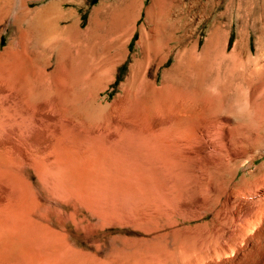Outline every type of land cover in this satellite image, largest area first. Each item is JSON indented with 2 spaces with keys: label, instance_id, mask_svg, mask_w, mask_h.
I'll return each instance as SVG.
<instances>
[{
  "label": "rangeland",
  "instance_id": "rangeland-1",
  "mask_svg": "<svg viewBox=\"0 0 264 264\" xmlns=\"http://www.w3.org/2000/svg\"><path fill=\"white\" fill-rule=\"evenodd\" d=\"M51 1L28 3L24 7L31 13L25 16L21 0H14V3L12 0H0V20L14 5V22L9 18L0 28V51L7 40L11 39L14 44V87L19 82L18 66L24 60L31 65L28 80L34 89L40 81V70L44 71L48 87L47 113L36 111L25 131L14 128V163L21 165L20 176L25 173L27 178L26 172L32 171L33 181L38 185L35 172L42 161L35 158L40 151L37 135L44 128L49 140V164L55 162L58 157L54 158V155L58 153L60 159L67 163L70 173L81 178L91 176V172L82 167L84 161L97 166L102 164L103 169L114 173L117 179L111 187L98 183L95 189L99 193L92 195L91 200L101 197L115 200L137 228L154 232L146 242L139 233L134 234L127 229L113 232V237L101 241L97 250L94 248L89 253L100 260L120 263L131 261L136 264L141 259L158 256L183 260L195 249L196 241L191 243L190 236L201 233L203 229L192 231V228H186L179 216L195 214L196 207L204 200L215 203L218 190L225 187L235 189L242 196L240 220L257 208L264 215V205H261L264 203V0H60L64 4L59 9L70 11L80 22L79 33L73 28L72 18L63 17L58 9L48 17H38L36 11ZM163 15L195 20L196 24L187 28L186 34L198 39L200 48L206 44L210 34L217 31L214 38L224 44L226 54L237 52L240 60L238 82L246 97V114L233 117L222 111L227 93L226 96L218 95V91L211 87V71L221 66L212 53L197 61L187 60V64L196 66H191L193 75H169L168 95L152 88V74L157 69L153 63L149 66L144 65L145 62L136 63L134 67L135 71L145 72L147 80L142 82L129 78L132 56L139 50L136 46L140 36L138 28L149 18ZM128 27H136L137 30L130 37L127 56L118 58L120 41ZM165 36V32L160 30L158 38L163 40ZM175 52L163 67H158L159 80L160 73L174 63ZM225 64L230 66L231 61H225ZM221 71L224 74L221 80H224L225 70L222 68ZM253 101L262 104L257 122ZM182 108L188 110V115L191 113L190 118L198 117L196 123L195 119L189 120L194 121L191 124H198L199 135L195 138L182 131L181 123L187 121L178 112ZM193 108L196 110L192 111ZM209 117H217L223 124L222 128L209 126ZM58 119L62 121L61 126ZM157 120L163 121L160 130L153 126ZM174 129H179L176 134H172ZM148 130H159L155 136L174 135V156L140 160L132 147L136 144L143 146L141 136ZM57 139L60 144H56ZM153 141L157 143V137ZM238 166L241 167L236 172ZM48 170L46 179L55 181L58 175L49 167ZM17 174H14V191L19 189L18 185L15 186L19 179ZM49 181L45 186L42 184L44 190L51 189ZM60 182L66 185L64 178ZM254 185L257 186L256 191L250 190ZM249 191L253 195H248ZM148 194L154 199L142 200V196ZM255 196L259 197L256 199ZM222 198L220 202H223ZM89 219L91 229L102 227L105 221L98 214ZM106 220L110 222H106L107 225L116 224L114 218L106 217ZM168 222H175L172 230L164 229Z\"/></svg>",
  "mask_w": 264,
  "mask_h": 264
},
{
  "label": "bare ground",
  "instance_id": "bare-ground-1",
  "mask_svg": "<svg viewBox=\"0 0 264 264\" xmlns=\"http://www.w3.org/2000/svg\"><path fill=\"white\" fill-rule=\"evenodd\" d=\"M12 1L14 3V0ZM35 1L39 0H21V6L24 7L28 3ZM63 4L64 3L60 2V0H53L45 3L36 13L38 17L45 18L54 13V10L58 9L63 17L65 15L72 18L73 28L79 33L80 22L74 18L70 11L65 12L59 9ZM13 8L14 5L0 20V28L4 26V23H6V20L9 18H12L14 22ZM23 10L25 16L31 13L30 10L25 9V7ZM16 20L17 15L15 13V22ZM148 20L146 24L138 28L140 36L136 46L139 47V50L132 56L133 62L130 65L131 75H129V78L139 79L143 82L148 75H146L145 72H141V70L135 71L134 67L137 66L136 63L143 64V62H145L144 65L148 66L153 63L157 69L155 73L152 74V88L166 94L168 93L167 86L169 87L170 85V82L167 81L169 75L175 74L185 76L188 73L193 75L191 68L196 66L191 65V67L187 64V60L197 61L198 59H202L204 55L212 53L214 58L219 60L221 66H217L214 71H211V87L218 91V95L223 94L226 96L225 92L227 93V99L222 107V111L233 117H237V115L243 113L246 114L244 108V100L246 97L244 98L242 87L238 82L239 76L237 66L239 68L240 60L235 50L228 55L226 54L224 44L219 43L217 39L214 38L217 31H213L206 44L200 48L199 40H194L186 34V31H188L187 28L196 24L195 20H188L186 17L173 18L170 15L151 17ZM218 29L219 26L216 27V30ZM135 30H137L136 27H128L126 29L125 37L120 41L121 49L118 58L127 56L130 37L134 34ZM160 30L164 31L166 35L163 40L158 38ZM14 50V44L10 39L7 40L6 46L0 51V264H134L131 261L120 263L119 261L100 260L99 258L97 259L94 254L89 253L94 248L97 250L101 241L113 237V232L120 233L127 229L134 234L139 233L144 242L148 240L146 238L151 233H154L151 229V231H149L141 230L139 227L137 228L133 222H130V218L124 213V209H122L120 203H117L115 200H107L103 197L91 200L92 195L99 193V191L95 189L98 183L104 184L106 187L115 185L117 176L114 173L109 172L107 169H103L102 164L97 166L95 165L96 163H92L94 164L92 165L88 161H84L82 167L87 171L89 170L88 172H91V176L84 178L74 177V175L70 173L71 171L68 170L67 163L60 159L58 153H55L54 158L58 157L59 159L57 158L55 162L49 164L47 153L49 140L43 128L41 132L39 131L40 134L37 135L40 151L38 155L35 156L38 161H42L40 168L38 170L36 169L37 172H35L36 179L39 180L38 185L33 181L35 178L32 177V171L26 172L27 178L24 176L25 173H22L20 176L21 165L19 166V164L17 165L14 163V128L25 131L32 123L33 115L36 111L47 113L48 104L46 97L48 87L47 79L43 74L44 71L40 70V81L36 89H34L31 81L28 80V68L31 65L25 60L18 66L19 82L17 86L14 87ZM174 50L177 51L175 55L173 54L174 63L169 69H164L163 72L160 73L161 77L159 80L158 67H163L167 63L169 56ZM16 60L18 61V59ZM225 61H231L230 66L226 65ZM222 68L225 70L226 74L224 80H221L224 75L221 74ZM29 76L31 77V75ZM246 80H248V78ZM157 82H159L158 85ZM249 84H252V82ZM246 86H243V88L245 89ZM149 96H151V94ZM179 98L181 97L179 96ZM168 102L169 100L167 103ZM160 103L163 105L165 101L164 103ZM167 107L169 106L167 105ZM151 108L153 107L151 106ZM184 108L179 111L177 110L179 114L187 120L181 123L183 126L182 131L186 132L190 137L195 138L199 135L198 124L197 126L195 125L198 117L194 118V116L193 119H195V123L191 124L194 122H190L192 119L190 118L191 113L188 115V110L185 111L186 109L184 110ZM161 109L164 110L165 108L161 107ZM252 109L256 114L255 122H257L261 116L262 104L254 102L252 104ZM194 110L196 109L193 108L192 111ZM163 114L161 116H163ZM235 120L236 119L233 118V122H235ZM57 121L59 126H61L62 121L60 119ZM162 122L161 120H157L154 122V125H152L154 127L158 126L156 128L159 129L161 124H163ZM207 123L209 126L219 129L222 128L221 126L223 125L217 117H209ZM169 126L171 125L169 124ZM159 130L156 131L158 132ZM178 130L179 129H174L172 134ZM153 132L155 131L148 130L145 135L142 134L143 146L136 144L134 148L132 147V151L135 155L138 156L140 160H156L174 156L172 152V147L175 144L174 135L165 133L164 135L155 136L157 132ZM156 137L158 140L157 143L153 141V139L156 140ZM185 139L187 140L188 138ZM56 144H60V140H58ZM153 144H156V146ZM60 149L61 148H59V150ZM94 166L96 169H94ZM48 167L58 175L55 181H49L48 178L46 179V175L48 174L47 171L49 172ZM240 167L241 166L237 167L236 172H238ZM28 169L30 170V168ZM68 171L70 174H67ZM16 172H18L17 177L20 179L21 183L19 179L16 180L15 186L18 185L19 189L14 191V174H16ZM62 178H64L66 185L60 182ZM48 181L50 182L51 189L44 190L42 184L44 185L46 182L48 183ZM252 188L250 190H255L257 186L254 185ZM262 191H264V188ZM248 195L251 196L253 194L249 191ZM241 197V194L233 188H221L217 192V200L215 203L204 200L201 205L196 207L197 212L195 214L179 216L186 225V228L190 230L192 228V231H194L193 229H203L201 233L190 236L192 238L191 243L194 241H196V243L194 245V252L187 258L183 260H172L168 257L159 258L158 256L141 259L136 264H264L263 212L261 213L257 208L255 211L249 212L244 219L240 220L241 213L243 212L242 208L239 207V204L242 205ZM258 197H256V199ZM220 198H222L221 201L223 202H220ZM153 199L151 194L142 196V200L144 201H152ZM258 201L261 202L259 199ZM261 205L263 206L264 203ZM97 214L103 216L105 221L102 223V227L91 229L92 225L89 223V218ZM91 215L92 217H90ZM106 217L114 218L116 224L107 225L106 222H110L106 220ZM174 225L175 222L165 223L164 229L172 230ZM182 233L183 232H181V234ZM179 234L180 233H178V235ZM94 235L96 236L95 238ZM174 237L176 236L174 235ZM185 240L186 238L184 241ZM182 253H184V251Z\"/></svg>",
  "mask_w": 264,
  "mask_h": 264
}]
</instances>
